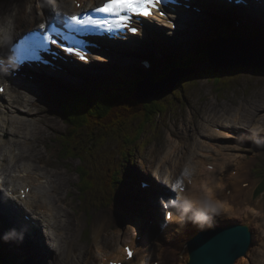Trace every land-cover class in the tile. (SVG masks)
<instances>
[{"label":"rangeland","instance_id":"1","mask_svg":"<svg viewBox=\"0 0 264 264\" xmlns=\"http://www.w3.org/2000/svg\"><path fill=\"white\" fill-rule=\"evenodd\" d=\"M206 3L208 5H215L212 0ZM50 4H52L50 0H0V19L2 18L0 26L4 27L8 23V20L13 19L15 14L20 10L19 7L21 9L25 8L29 12V15L33 16V19L29 18L30 16L28 17V21H30L31 24L39 16L37 25H40L44 22L40 21L42 7L45 9L50 8ZM222 10L227 11L230 9L222 8ZM233 13H239L242 18L246 16V12L239 11ZM215 18L219 19L220 23H217ZM223 19L224 18L219 15L206 13L205 15H202V20L198 24L199 26L203 21L205 22L200 26V34H198V31L193 32L191 27L187 38H182L185 40L182 44L176 43L175 36L177 33H174V36L162 34V40L155 39V41L151 40V42H147V44L141 43L139 44V46H141L140 50L135 47L136 53L133 54L130 62H126L121 57H118V60L116 58L115 62H112L111 65L109 64V68L101 66L104 63L103 60L96 64V66H99V71H101V74L93 75L94 77H97V79L104 82L106 81L105 83L107 84L112 83L113 80L119 79L116 71L117 69H120L123 75L126 73L123 82H125V80L131 82V80H136L137 76L140 74L142 75L143 73L146 75L147 73L143 67L140 66L139 59H136L135 56L142 57L147 51H150L148 54H153L160 58L158 63H161L162 66L160 65L157 69L150 70L156 78L159 74L167 73L168 70L172 69V61H182V57L189 54L188 56L193 59L191 64L192 72L184 77L181 83V88L180 85L179 87L176 86L172 94L168 95L165 99H162L166 102L164 110L160 112L159 115H156L151 121H147L148 117L145 118V114L147 113L146 109L143 111L144 105L140 104V116L135 120L136 122L131 121L128 126L124 125L123 128L115 131L116 127H120L122 124L115 126L112 123L110 125L112 119H108L105 122L109 127L103 125L102 129L103 132H109L110 135L103 137L99 131L93 130L90 127L88 131H76L78 136L76 135L75 143H72L68 141L70 126L69 124H66L65 119H63L66 108L63 106L60 108L61 104L59 105L58 98L46 96L48 98L46 102L54 101L58 107L55 109L52 107L44 108L45 110L35 117H51V121L42 123L36 118H33L31 119L32 123L29 127L21 128L19 130V132L22 131V133L18 132L15 136L16 146L14 148L18 152L25 151L27 157L22 160L16 159L15 163L11 166L6 164V166L8 165L7 169H9L10 172H15L19 167L23 166L24 162L26 163V161L33 160L35 165H40L42 167L43 173L51 175V172L46 171H52L53 175L51 178L55 181L53 182V185H66L63 190H60V195L63 197L62 206L68 204L69 208L63 207L65 220L62 224L64 225L67 220L65 228L66 226L68 227L63 229V232H66V235H68L70 239H80L85 248H88L90 245H95L96 242L94 241L95 237L93 236V232H97V226L99 224L103 225L102 221L104 220L103 232L110 236H105L106 245L117 243L116 239L112 237L115 234L120 239L125 238L130 234H136V242L141 241V243L143 237L147 235L148 240H143L147 246L141 247V252L135 258V262L140 259L143 261L145 257L144 255L150 253L152 256L150 264H160L159 261L161 260L172 261L180 254V252L183 253L184 244L187 241L189 242V240H185V238L188 237L189 239H194L198 234L193 235V232H189V229L192 226L191 222L185 223L183 220L181 223V219H176L174 224H170L171 219L166 218L165 213L162 212V206L165 207L164 210L166 208H171L172 211H174L173 208L176 207L177 203L183 204L184 210L188 211V204L177 197L178 194L176 188L174 187V190L170 188L167 189L168 184L164 183V187V184H162L163 182L161 183L158 179L159 175L163 174L165 175L164 180L168 181V175L166 174H169L170 177H172V175L176 173L175 167H173L174 171L172 173H168V167L175 161V157H169L167 151H161L163 149L173 150L174 153L172 154L178 153L179 155H187L186 158H195L198 152L200 153L201 148H204L206 144H215L216 147L221 149L216 152L226 151L227 148L229 153L226 152L227 154L215 155L213 162L216 164H218L217 161L219 163L226 162L224 157H229V170L225 173L228 174L231 172L229 175L232 178L241 177V179L243 178V183H249L252 186V184L258 182L257 174L259 171L264 175V68L260 69L244 65H230L220 69V72L218 70L219 68L214 67L208 61L206 53L202 51L204 42L217 40L218 37L221 36V34L219 35V31L226 29V27L229 29L224 31L226 32L225 37L235 36L231 35L232 32H234L233 24H227ZM246 19L253 24L250 26H254L259 32L264 34V26L262 25L263 21L259 22L258 19L253 18L252 20L248 16H246ZM30 22L28 23L30 24ZM209 23H211V25H208ZM28 28L30 27L26 26L22 30ZM181 31H183V29ZM153 33L158 34L161 32L156 31ZM243 36L247 38L248 34ZM237 37L240 36L238 35ZM149 40L150 37L145 38V41ZM193 40L196 41L193 42ZM139 41L141 40L139 39ZM188 42L191 43L188 44ZM156 44H162L164 46L165 49L163 53L166 56L169 55L170 51H173L174 48L172 47H176L177 50L174 52H177L178 55L176 57L168 58L169 61L165 63L163 60L167 57H164V55L158 52ZM188 45H190V49H188ZM127 48L129 49V53L133 49L130 46H127ZM116 60L118 63H116ZM102 70H104V72ZM222 74L224 75V78L220 76ZM214 78L218 80V83H215ZM38 81H44V79L40 77L37 79V82ZM82 81H85V79L83 78ZM82 81H79L76 85H79ZM67 84L68 82L61 81L60 86L58 85L55 89L58 90L63 85L65 90L71 91V89H68ZM93 90L94 88H92V92ZM134 92L133 97L136 95V91ZM127 95L128 94L125 96ZM72 98L73 96L66 95V98L62 100L63 104H71ZM115 98H119V96L108 97L106 103H113ZM12 99L16 98L4 96L0 99V102H9ZM223 101H225V104H222ZM125 102L131 103L129 99H126ZM20 103L23 106L22 108L30 116L34 117L33 110H31L26 103L22 101H20ZM236 112L245 114L246 117L244 120L234 117L233 113ZM130 119L134 120L132 117ZM140 119L143 120V122L147 121L150 124L143 134H141L142 137L137 138V141L134 142V140L129 137L128 133L138 132ZM231 119L233 122H236V125H242L241 128H235L236 130H234V127L231 126H229V128L218 126L221 122L232 121ZM212 125H214V128L210 131V128L213 127ZM110 128L114 129L111 130ZM156 128L157 131H155ZM230 128L233 130H230ZM219 130L220 132L224 130L228 132H221L219 135ZM171 133L174 134V138ZM206 135H209L210 139H208V136ZM3 136L6 135L3 134ZM6 138H8V136ZM175 138L177 140H175ZM78 141L80 142L78 150L81 148V152L85 155L83 156V161L77 158H72L68 155L69 147L78 146ZM178 141H180V143ZM142 142H144V144H141ZM200 142H202V144H199ZM22 147H29L32 149L30 157H28L30 152L22 149ZM170 147L172 148L170 149ZM173 147L178 148V150H175ZM85 149H89L88 152L84 151ZM192 152L196 153L191 155L190 153ZM163 158L167 160V163L162 162ZM178 161L180 162L181 159ZM182 164H184V162H182ZM227 164L228 163L223 165L222 170ZM58 168H62L63 170ZM81 168L82 170L88 168L89 171L87 173L90 178L93 177L97 180L94 185V190L92 189L91 193L85 194L80 190L83 187V183L79 181L82 172L80 170ZM184 168L186 167H179V174L177 173L178 183L182 180L186 181V179L189 178L183 177V173L180 175ZM238 169H241V171ZM213 171L214 170H212V172ZM60 172L65 173L62 181H60V177H62ZM117 173L120 180L119 178L117 179ZM250 174H253V176L249 177ZM72 176L73 180L69 183ZM170 177L169 183H171ZM224 177L225 175L223 174V178L220 177L215 181L212 179L210 182L215 184L219 183ZM174 180L175 179H173V181ZM144 181L155 182V185H157L159 189L155 192H151L148 188H143L142 182ZM58 182L60 184H58ZM115 184L118 185L116 187V189H118V198L123 196L124 201L128 205V208L125 209V213H122V205L120 201L116 203V209L110 207L112 206V200L110 198H113ZM241 184L242 182L239 186ZM188 187L187 191H191ZM217 187H219V185H217ZM217 187L210 189V200L204 203L206 200L204 199L200 210L196 203H190V208L197 209L192 214L196 215L197 218L201 217V215L203 216L199 219H195L198 220L199 224L205 226L202 229H211L216 225L226 226L230 223L247 224L253 231L255 242L249 247L246 255L239 257L235 261V264H264V206L262 208L258 206V203L264 197V192L262 193V196H255L254 190H252L249 196L246 197L241 196L242 193L238 196L231 195L232 198L231 196L230 198L232 200L231 204H229L228 202H224L227 200L226 197L228 194H225V198H223L221 194L222 190L220 191ZM233 187L236 186L234 185ZM161 188H165V190H161ZM66 189H69V192L63 196L62 193H65ZM202 189L204 188L196 187L195 191H202ZM1 191L2 188L0 186V192ZM164 193L168 198L161 196ZM174 193L176 196H174ZM211 193H213L215 197L212 196ZM2 196L4 199V194H2ZM166 199H169V207L165 203L167 201ZM213 200H216L217 203H213ZM156 206L158 208H156ZM179 210L181 211V208H179ZM25 211L26 216L24 215V219L34 223V221H32V214L26 209ZM0 212V232L7 231L5 224L7 227H10L12 224H9V222L11 221V223H14V220L9 213L5 212V209L2 208L1 205ZM5 213L8 215L1 220ZM115 213H118L120 217L124 218L123 226L119 227V225H117L114 218ZM157 214L159 215V219L157 218ZM192 214L190 218L193 217ZM163 217L165 220H168V226L166 228L170 230L169 232H161V225H164ZM177 217L181 216L179 215ZM142 221L148 223V226L147 228H144L145 230L142 229V232H137L136 225L140 226ZM156 226L160 229V232L154 234L153 231L156 229ZM28 230L32 233L33 238L37 237V232L33 225L30 224ZM28 230L25 231L28 232ZM181 230H184L185 232L181 233ZM38 232L41 231L39 230ZM28 236V233L24 234L26 239L29 238ZM71 236L74 237L72 238ZM139 236L140 238H138ZM20 237H22V240H14V247L11 248L16 254H19L21 260L17 263H14V259L8 254L11 239L6 236L1 238L0 245L2 247L0 246V255L3 257L5 264H31L33 260H37V263H40V261L43 260L45 262V260H47L50 264H66L63 262H53L51 261V258L45 259L47 253L44 255V250L37 247L34 240H30V242L24 241L25 239L22 236V233H20ZM42 237L43 235H41V238ZM150 243H152V246H148ZM44 244L49 245V242L44 241ZM115 246L116 245L112 247ZM33 248H35L36 251L32 250ZM92 250L91 248L89 249L91 252ZM188 251L189 250H185L186 253L184 252L187 254L186 256L190 255L187 253ZM97 253L98 251H94L93 253L86 252L88 256H96ZM63 256L64 254L59 251L54 257H56V259H62ZM200 264H202L201 259Z\"/></svg>","mask_w":264,"mask_h":264},{"label":"bare ground","instance_id":"2","mask_svg":"<svg viewBox=\"0 0 264 264\" xmlns=\"http://www.w3.org/2000/svg\"><path fill=\"white\" fill-rule=\"evenodd\" d=\"M50 1L52 3L56 2V4L58 5L59 8H61V10H62V8L65 11H67V9L70 10V13L79 12V11L84 10V8H79L76 5V3H75L76 0H50ZM78 1L84 2L85 5L86 4H93L95 6L97 5L95 0H78ZM212 1L215 3V5H212V4L208 5L206 3V2H210V0H198L199 3L196 2L195 5L197 7H200L202 12L200 14L196 13L194 19H187V20L186 19H176V18H179L181 16V14H179V13L173 14L174 10L171 9V11H169V13L174 16V20L176 21V23H178L176 28H172L173 22L170 18H167V19L163 18L162 19V24L164 26H168V27H163L161 29L159 27L151 28L150 26L155 24V22H156V20L151 18L145 24V26H147V28L145 26H142L141 32L139 34L140 35L139 39L141 41L138 44H135V46L137 48H139V50H140L141 46H139V44H141V43L147 44V42L150 43L151 40L155 41V39L162 40V34L167 35V36H174L173 35L174 33H177V35L175 36L176 43L182 44L185 41L182 38L183 37L187 38V36L189 34V30L191 27H192L193 32L198 31V34H200L199 33L200 32V26H202V24L205 22L203 21V23H201L199 26H198V24L202 20V15H205L204 12L205 13L209 12L211 10V8L218 11V13H215V14L226 13L223 20L227 24L231 23V20L229 19L230 15H231L238 22H241L245 25H253L251 22H249L246 19V16H248V17L253 18V19H258L259 22L263 21L262 25L264 26V2L260 3V5H259L260 8L258 10L251 12L250 10H243L240 5L238 6L234 3L226 2V3L219 4V3H216L215 0H212ZM100 2H102V0H100ZM28 7H29V5H28ZM222 8H228L230 10L223 11ZM19 9L20 10L18 11V13L15 14V17L13 19H10V20L7 19L8 23L4 27L0 26L1 27L0 28V53H2L5 48H7L8 43L15 41L16 38H18L20 36L19 34H20V32L23 31L22 29L24 27L29 26L30 28H28V30H30V29L33 30L34 28H37L36 26L40 27V25H41V24L37 25V23L31 24V22L28 21V17L30 16L29 12L25 8L21 9L19 7ZM231 10H234V11H231ZM239 11L240 12H246V16L243 15L244 17L242 18L239 13L231 14L233 12H239ZM3 17H4V15H3ZM169 17H171V16H169ZM29 18L33 19V16H30ZM1 19H0V21H1ZM46 19H47V15L45 13L41 12L40 13V21H44V24H45L47 22ZM35 20L38 21L39 16ZM4 21H6V20H4ZM215 21L217 23H220L219 19H217V18H215ZM28 22H30V24ZM208 25H211V23H209ZM182 29H183V31H181ZM227 29H229V28L226 27V29H222V31H225ZM24 30H27V29H24ZM142 30L144 31V33L142 32ZM156 31L161 32V33L154 34L153 32H156ZM222 31H219V35L222 33ZM124 32L126 33V35L129 33V31L126 28L124 29ZM232 35L237 36L234 32H232ZM239 35H242V34L239 33ZM146 37H148V38L150 37V40L145 41ZM196 40H193V42H195ZM189 43H191V42H188V44ZM106 45L108 47H110V50H113V48H112L113 44H106ZM172 48H174L173 51H170L169 55L166 56L163 53V51L165 49L164 46L162 44L157 45L158 52L160 54L164 55V57H167L165 59L163 58L164 59L163 61L165 63L167 61H169L168 58L176 57L178 55L177 52H174L175 50H177L176 47H172ZM188 49H190V45H188ZM124 50L126 52H128V54L125 55ZM135 50H136V48L133 47V49L129 53V49L127 48V44L126 45L123 44V45H119L118 51H113V52L103 51V52H101V50H98L97 55L94 54L92 56V59L93 58L94 59L95 58L96 59L97 58H103L104 63L101 66H103L104 68L105 67L109 68L110 67L109 64L111 65L112 62H115L116 58L118 60V57H121L126 62H130L132 60L131 58L133 57V54L136 53ZM147 52H150V51H147ZM188 55H185L183 57H186ZM89 57H90V54H89ZM0 60H1V55H0ZM117 60H116V63H118ZM55 63L59 64L60 61L55 62ZM85 63H88V62H85ZM85 63H83L82 65H84ZM153 65L154 66H160V65L162 66V64L158 63V62L152 64V66ZM48 67L50 68V72L54 73L53 68L51 66H48ZM141 67L146 68L144 66V64H141ZM98 68H99V66L87 67V72H92V73L87 74L85 81H82L79 85H76L79 83L78 78L72 79L71 82L68 81L67 87H68V89H71V91L65 90L63 85L60 87V89L56 90L55 87H52L51 83L48 84L47 82H45V83L48 84V88H46L44 90L39 86L37 88L33 85H29L28 88L23 91L21 87L17 86V84L12 85L11 83L10 84L7 83L9 81L7 79H5V77L3 75V72L5 74V71H4V69H2V66L0 65V88L3 89V91H0V99H2L4 96L16 98V99L10 100L9 102H0V169H2V171H0V177L2 179V183L0 182V186L2 188V191L0 192V198L3 199L2 194H4V196H5V198L3 200L0 199L1 207L4 208L5 212L9 213V215H11L12 218L17 217L15 219L18 220L17 224H19L20 229H23V231H22L23 237H24V234L29 233L25 230H28L30 228V224L33 225L34 229L37 232V235H36L37 237L33 238L34 243L37 245V247L40 246V249L42 248L44 250V252H45L44 255L47 253V256L45 257V259L51 258V261H53V262H63L66 264H113L112 261H117L115 264H118L119 262H121L122 264H150V261H152V256L150 253L144 255L145 257H144L143 261H141V259H140L139 261L135 262V258L141 252V247L147 246L143 242V240H145V239L148 240L147 235H145L143 237L142 243H141V241L136 242V237H137L136 234H130L129 236H126L125 238H121V239L115 234L112 237H114L116 239L117 243L106 245V243H105L106 237L105 236H107V237H110V236L108 234H104L105 232H103L104 220L102 221L103 225L99 224L97 226V228H96L97 232H93V236L95 237L94 241L96 242L95 245H90V246H88V248L87 247L85 248V247H83V243L80 239H75V238H73L74 236L73 237L71 236L73 239H70L68 237V235H66L67 233L63 232V229H66L68 227V226H66V228H65V224H66L67 220L65 221L64 225L62 224V222L65 220L63 207L68 208V204L67 205L64 204L62 206L63 197H61V195H60V190H63L66 185H64V186L53 185V182H55V181L51 178L53 175L52 171H48V170L46 171V172H51V175L48 173H43L42 167L40 165H38V166L35 165L33 160H29L28 162L25 160L26 163L24 161H22V162H24V164L22 163L23 166L19 167L15 172H10V170L7 169L8 165L6 166V164H9L10 166L13 165L15 163L16 159L22 160V159H26V157H27V155L25 154V151L18 152L14 148L16 146L15 136L17 135V133L19 132L20 129L29 127L32 123L31 119H33V118H36L38 121H40L42 123H44L46 121L47 122L51 121L50 120L51 117H42V116L35 117V116L41 114L48 107H52L54 109L58 107V105L54 101L53 102H46V100L48 99L46 96H48L49 94H51L50 96H53L54 98H58V100H61V101L64 98H66V95L73 96V98L71 100V104H69V109L72 111L75 108V103L77 104V106L80 107L82 104L81 101H84V100L90 101L91 104L93 102V103L97 104L99 107V105L104 103L108 97L119 96L121 94V93H119L120 91L127 92L129 96L133 95V92L131 94V89L133 88V85L131 83H128L129 82L128 80H125V82H123V79H124V76L126 73L123 75L121 70L117 69L116 72L118 74L117 76L119 77V79L113 80V82L109 83V84L105 83L106 81L105 82L102 81V83H100L99 81H96L97 77L93 76V75L101 74V71H99L100 69H98ZM217 68H219L218 70L221 72L220 69L225 68V66L219 65V66H217ZM97 71H99V72H97ZM102 71L104 72V70H102ZM220 76L224 78L223 74ZM28 77L32 81H34V80L37 81V79L33 80L30 76H28ZM213 77H214V73H213ZM70 78H72V76H68V79H70ZM214 81H215V83H218V80L216 78H214ZM3 84H5V87H3ZM92 88H94L93 92H92ZM137 88H138V83H137ZM137 88H136V91H137ZM156 88L159 90L158 87H156ZM99 90H101L100 93H99ZM166 97L167 96H165L163 98L165 99ZM132 99L135 103H137V102L139 103V100H137L135 97H132ZM18 100L26 103L30 107V109L33 110L34 117L30 116L22 108L23 106L20 103V101H18ZM74 100H75V103L73 102ZM124 102L125 101H122V102L117 101L115 103L116 108L120 109L122 107L121 106L122 103H124ZM60 104H61V102H59V105ZM222 104H225V101H223ZM79 110H80V108H79ZM233 115H234V117H238V119H242V120H244V118L246 117L245 114H240L239 112L233 113ZM87 116H89V115H87ZM63 119H65L66 124H69V126L74 128L77 132L84 131V130L78 128L79 126L77 127L75 123H74V125H72L69 122V119H73V118L68 117V116L66 118V113H64ZM211 120H212V118H211ZM213 122H214V120H213ZM111 124H112V120L110 121V125ZM129 124H130V122H128L126 124V126H128ZM223 124H225L227 126H225ZM212 126L213 127L210 128V131H212V129L214 128V125H212ZM218 126L223 127V128H229V126H231V127H234V130H236L237 128H241L242 125L238 126V125H236V122H233V120H232V121H227V122H221V124H218ZM46 127H50V126H46ZM121 128H123V127L122 126L116 127L115 131L120 130ZM110 129L112 130L114 128H110ZM208 130H209V128H208ZM216 130H217V128H216ZM230 130H233V129L230 128ZM155 131H157V128L155 129ZM221 132H228V131L224 130ZM221 132H220V130L218 131L219 135L221 134ZM19 133H22V131H20ZM3 134H5L6 136H3ZM171 134L173 135V138H174V134L173 133H171ZM228 134H231V133H228ZM7 136H8V138H6ZM206 136H208L207 138L210 139L209 135H206ZM140 137H142V136H139L138 138H140ZM175 140H177V139L175 138ZM1 141H4V142H1ZM26 141L29 142L28 140H26ZM178 142L180 143V141H178ZM202 142H204V141H202ZM202 142H200L199 144H202ZM206 143H207V141H206ZM141 144H144V142H142ZM171 148L172 147H170V149ZM173 148L175 150H178V148H176V147H173ZM199 148H201V147H199ZM22 149L29 151L30 153L28 154V157H30V155L32 153V149H30L29 147H26V148L22 147ZM218 150H221V149L216 147L215 144H211V145L206 144V146L204 148H201L200 153L198 152V154L196 155L195 158H191L190 156L192 154L194 155L196 152L190 153L191 155L189 154L190 156H188L190 158H186L187 155H183V154L179 155L178 153L172 154V153H174L173 150H165V149L161 150L163 152L167 151L169 157H171V156L175 157V161L172 162L170 164V166L168 167V173H172L174 171L173 167H175L176 173H174L172 175V177H170L168 175V177H167L168 181L164 180L165 175H163L161 173H160L161 175H159L158 179L161 182L168 184V186H169L168 188H174L175 187L177 190V194H178L179 198L181 200H184L185 203L188 204V207H187L188 211H186L183 208L184 207L183 204L177 203L176 207L173 208L174 211H172V216L170 218L171 219L170 224H174L176 219H178V220L181 219L180 220L181 223L183 220L185 221V223L191 222L192 226L189 229V232H193V235L201 234L203 232L202 228L205 226L199 224L198 220L195 219V218H197V216L192 214L197 209L190 208L189 206H191V204L196 203V205L199 207V210H200L201 205L203 203V200L206 199L204 203H206L210 200L209 192H211L210 191L211 188L213 189L214 187H217V185H219V187H217V188L220 191L222 190V192H221L222 197L225 198L224 195L228 194V196L226 197L227 200H225L224 202H228L229 204H231V200H232L231 195L238 196L240 193H242L241 196L246 197V196H249V194L251 193L252 190H254L255 196H259V195L262 196V193L264 192V190L261 192V189H260L261 184H262V179L264 177V175L260 171L257 174L258 182L256 184H252V186L249 183H243L244 181H242L243 178L241 179V177L232 178L229 175L231 172L228 174L225 173L226 171L229 170V167H228V165L230 164V161H229L230 158L229 157H227V156L224 157L226 162L219 163L217 161L218 164L213 162V159H215V157H214L215 155L218 156L221 154L229 153V151H227V148H226V151L216 152ZM169 154H171V155H169ZM79 159L81 161H83V158H79ZM180 159H181V161L179 162L178 160H180ZM172 160H173V158H172ZM162 162L167 163V160L163 158ZM182 162H184V164H182ZM81 163H83V162H81ZM226 163H228L227 166L222 170L223 165H225ZM180 166L186 167L183 169V171L180 173V175L183 173L182 174L183 177H189V178H187L186 181L182 180L180 183H178V174H179V167ZM16 167H18V166H16ZM44 167H43V169H44ZM82 167H84V166H82ZM13 168H15V167H13ZM58 169L63 170L62 168H58ZM212 170H214V171L212 172ZM215 170H216V172H215ZM238 170L241 171V169H238ZM232 172H234V171H232ZM263 173H264V171H263ZM60 174H62V177H60V181H62L65 173L60 172ZM223 174L225 175V177L219 183L215 184V183L210 182V180H212V179H214V181H215L220 177L223 178ZM260 175H262V176H260ZM80 176H79V178H80ZM252 176H253V174L249 175V177H252ZM169 177H170L171 183H169ZM118 178H119V175H118L117 179ZM173 179H175V180L173 181ZM72 180H73V176H72V179L69 183H71ZM89 180L91 182V185L89 187L87 186L86 180H82L81 178L79 180L83 183V184L81 183L82 185L86 186V191H84L83 193L88 194V193H91L92 189L94 190V185H95V182L97 180L93 177L89 178ZM119 180H120V178H119ZM248 180L250 181L249 178H248ZM241 182H242V184L239 186V184ZM151 183H152V185H155V182H151ZM157 183H158V181H157ZM58 184H60V183L58 182ZM182 185L185 187H181ZM234 185L236 187H233ZM28 186L30 187V189H27ZM117 186L118 185L115 184L113 198L112 197L110 198L112 200V202H111L112 206H110V207L112 209H116V203L118 201H120L121 205H122V213H125V209L128 208V205L124 201L123 196H120L118 198V196H117L118 189H116ZM187 187L190 188L192 192L187 191ZM196 187H200V188H204V189H202V191H195ZM155 188H157V187L154 186V190H155ZM255 190H260V193L255 194ZM10 192L13 195H11ZM67 192H69V189L68 190L66 189V192L62 193V195L65 196V194ZM24 194H26V196ZM180 194H183V195H180ZM9 195L13 196V198H12L13 202L9 201L7 199L9 197ZM211 195L215 197V195L213 193H211ZM230 196H231V198H230ZM164 197L166 198L168 196L165 194ZM212 202L217 203L216 200H213ZM166 203H170L169 200L166 201ZM108 204H110V203H108ZM258 206L260 208H262L264 206V197L258 203ZM24 208L32 214L31 215L33 217L32 221H34V223L30 222L27 219H24V215H26V211ZM156 208H158V207L156 206ZM179 208H181V211L179 210ZM184 211H186V212H184ZM6 213L2 216L1 220L4 219L8 215ZM191 214L193 216L192 218H190ZM196 214H197V211H196ZM179 215L181 217H177ZM201 217H203V216L201 215ZM201 217H199V218H201ZM114 218L116 220L117 225H119V227L123 226V219L124 218L120 217V215L118 213L114 214ZM157 218L159 219L158 214H157ZM199 218H197V219H199ZM13 224L14 223H12V225ZM163 224L164 225H161V232H169L170 230H168L166 228L168 226L167 225L168 222L165 221L164 217H163ZM231 224H233V223H231ZM147 226H148V224H146L144 227L141 228L140 226L136 225V228L139 232H142V229L147 228ZM5 228L7 230L12 231V232H14V230H15V232H17L16 228L13 227L14 230H13V228L9 229V227H7L6 224H5ZM215 228H216V230L214 232H206L207 235L212 236V239L214 241L218 239V235H220V232H222L221 227H216V226L212 227V229H215ZM157 229L159 231H157L156 233H159L160 229L159 228H157ZM39 230L41 232H38ZM43 231H45V232H43ZM180 232L183 233L185 231L181 230ZM251 232H252V243H251V245H252L253 242H255V239H254L255 237L253 236L252 230H251ZM18 234L20 237V233H18ZM12 235L15 238L17 236V233L16 234L12 233ZM41 235H43L42 238H41ZM116 236H117V238H116ZM243 237H244V239H246L245 235H243ZM138 238H140V236ZM20 239H22V237H20ZM24 239L26 240L25 237H24ZM192 239L193 238L189 239L188 237L185 238V240H189V242H191ZM98 240H99V242H98ZM209 240H210V242L213 241L211 239H209ZM233 240L237 242L236 243L237 246L246 245V243H244L240 237L235 236L233 238ZM44 241H48L49 245H45ZM189 242L187 241L184 244V248H183L184 252H185V250H189L187 252L190 254L189 256H186L187 255V254H185L186 252L185 253L183 252L184 254L182 252H180V254L177 255L176 258L173 259L172 261L171 260H161V261H159L160 264H191L192 254L190 253V249L188 248ZM140 244H141V246H140ZM114 245H116V246L112 247ZM126 245H131L135 249L134 256L132 257L131 260H129V258L128 259L126 258V256H128V250L126 248ZM150 245L152 246V243H150L148 246H150ZM32 246H33V243H32ZM110 247H112V248H110ZM90 248H91V250L92 249H94V250H92V252H91V251H89ZM219 248H220V246L217 245V249H219ZM210 249H211L210 247H206L204 249V251L201 252V254L208 253V251ZM32 250L36 251L35 248H33ZM248 250H249V247L246 248L247 252H248ZM59 251H61L64 254L62 259H59V258L56 259V257H54L56 255V253H58ZM94 251H98L96 256H92V255L88 256L86 254V252L93 253ZM235 252H236V255L228 254V256H227L228 260H227L223 254L218 253L217 251H213L214 256L211 259H209L208 256H205V255H204V257H200L201 263L202 264H212L213 263L212 260L217 259V260H219L217 262V264H221V262H220L221 260H223L224 263H227V264H229V263L235 264V261L239 258L238 256H239L241 251L236 250ZM30 255H31V252H30ZM32 256H33V254H32ZM147 256L149 257V259ZM229 256L231 258H229ZM162 258H163V256H162ZM72 261H74V262H72ZM46 263L50 264L49 262H47V260H45V262H44V260L40 261V263H37V260H33L31 264H46ZM197 264H200V261ZM240 264H245V263H240Z\"/></svg>","mask_w":264,"mask_h":264},{"label":"water","instance_id":"3","mask_svg":"<svg viewBox=\"0 0 264 264\" xmlns=\"http://www.w3.org/2000/svg\"><path fill=\"white\" fill-rule=\"evenodd\" d=\"M209 14L216 15L210 12ZM222 17L224 18V16ZM230 24H233V31L237 36L239 33L242 35H239L240 37H218L215 41L204 42L203 47L208 61L214 67L219 65L225 67L244 65L260 69L264 68V36L251 26L239 25L232 20ZM243 33L244 35L248 34L247 38L243 36ZM152 69L147 70L146 75L142 73L144 78L138 82V88L134 97L139 100L141 105L151 104L153 101H159L163 97L172 94L177 84L189 73L186 69L172 68L167 77L156 80L155 75L150 72ZM216 226L222 228V232L218 235L217 240L214 241L212 236L206 234V232H214L216 230V228H211L203 229V232L189 243L190 253L192 254L191 264H197L200 261V257H204V255L211 259L214 256L213 251L223 254L226 259L228 254L236 255V250L241 251L238 257L246 255V248L250 247L252 243V232L249 226L240 223ZM243 235H245L246 239H244ZM235 236L240 237L246 245L237 246V242L233 240ZM209 239L213 241L210 242ZM217 245L220 246L219 249H217ZM206 247H210L211 249L208 253L201 254ZM229 258L231 257L229 256ZM218 261L217 259H213L212 264H217ZM220 262L221 264H227L223 260Z\"/></svg>","mask_w":264,"mask_h":264},{"label":"trees","instance_id":"4","mask_svg":"<svg viewBox=\"0 0 264 264\" xmlns=\"http://www.w3.org/2000/svg\"><path fill=\"white\" fill-rule=\"evenodd\" d=\"M225 34H226V32L222 31L221 37H225ZM202 51L205 52L204 47L202 48ZM181 60L182 61H178V60L172 61V66L184 67V68H187L188 70L192 69L191 64H192L193 59L190 58V56L183 57ZM166 75L165 74L158 75L156 77V80H159L163 77H166ZM143 78H144V76L140 75L139 77L136 78V80H131V82L130 81L128 82V83H131L133 85V88L131 89V94L133 92V95H134V93H135L134 91H136V88H137V83L140 80H142ZM96 81H99L100 83H102V80L96 79ZM182 81L183 80H181L177 84V87H179V85H180V88L182 87V84H181ZM100 92H101V90H99V93ZM119 93H121L119 95V98H115V101L113 103L107 104L105 101L104 103L100 104L99 107L97 104H95L93 102L91 104V102L87 101V100L81 101L82 104L79 107V106H77V104L75 103V100H74L73 102L75 103V108L72 111L69 109V105L63 104V107L66 108V112H65L66 118H67V116L72 117L73 119H69V122L72 125H74V123H75L76 126L77 127L79 126L78 128H80L82 130L88 131V129L91 127L93 130L99 131V133L103 137L110 135L109 132H103V129H102L103 125H106L107 127H109L108 124H106V122H105L106 120L112 119V123L115 126L122 124V127H123L128 122H131V121L136 122L135 120L138 118V116H140L139 110L141 108L140 107L141 105L138 102L135 103L133 101V99H132L133 95L132 96H129V95L125 96L128 93L124 92V91H120ZM126 99H129V101L131 103H128V102L122 103V105H121L122 107L120 109L115 107V103L117 101L122 102V101H125ZM165 104H166L165 100H159V101H153L151 104L144 105L143 111L146 109L147 113L145 114V118L148 117L147 121L148 120L151 121L156 115H159V113L164 110ZM79 108H80V110H79ZM87 115H89V116H87ZM131 117L134 120H131L130 119ZM139 121H140V125H139L140 127L138 126L139 127L138 132L137 133H134V132L128 133L129 137L131 139H133L134 142L137 141V138L139 136H141V134H143V132L147 129V127L150 124L147 121L143 122V120H141V119ZM98 126H100V127H98ZM69 130H70V135H69L68 141L75 143L76 135L78 133L71 126L69 127ZM77 145L78 146L69 147L68 154L72 158H77V159L83 158L84 155L80 150L81 148L78 150V147H80L79 141L77 142ZM88 150L89 149H85L84 151H88ZM132 153H133V151H132ZM88 171L89 170L87 168H84V170L81 172V178L83 180H86L87 186L89 187L91 185V182L89 180L90 176L87 173ZM116 176L118 177V173ZM260 176H262V175H260ZM260 189H261V192L264 190V177L262 179V184H261ZM80 190H82L83 192L86 191V186L83 185V187ZM259 193H260V190H255V194H259ZM85 194H87V193H85ZM13 262L17 263L19 261L14 259ZM0 264H5V261L1 255H0Z\"/></svg>","mask_w":264,"mask_h":264},{"label":"snow or ice","instance_id":"5","mask_svg":"<svg viewBox=\"0 0 264 264\" xmlns=\"http://www.w3.org/2000/svg\"><path fill=\"white\" fill-rule=\"evenodd\" d=\"M162 0H106V3L103 4V6L95 8V11L97 12H105L109 13L111 15L117 16L118 23H127L130 20V16L128 15H121L122 13H134L136 15H142L145 17H148L152 14L153 10H158L159 5L161 4ZM160 15H163V12L159 13ZM71 19L79 25H86L89 23L96 24V25H103L107 23L106 21L102 20H91L88 19H81L79 16H72ZM45 25L41 24L40 28H44ZM137 29L132 28V31L135 32ZM67 51L73 52L76 51L74 48H68ZM80 57L86 58V54L84 53H78ZM0 91H3L2 88H0ZM171 214H169L170 216ZM129 256L132 254L131 250H128ZM115 264V262H114Z\"/></svg>","mask_w":264,"mask_h":264}]
</instances>
